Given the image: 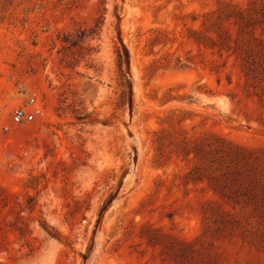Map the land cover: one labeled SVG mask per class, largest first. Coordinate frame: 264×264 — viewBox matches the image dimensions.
<instances>
[{"label":"rangeland","instance_id":"1","mask_svg":"<svg viewBox=\"0 0 264 264\" xmlns=\"http://www.w3.org/2000/svg\"><path fill=\"white\" fill-rule=\"evenodd\" d=\"M263 52L264 0H0V264H264Z\"/></svg>","mask_w":264,"mask_h":264},{"label":"built area","instance_id":"2","mask_svg":"<svg viewBox=\"0 0 264 264\" xmlns=\"http://www.w3.org/2000/svg\"><path fill=\"white\" fill-rule=\"evenodd\" d=\"M30 104H31L30 110H27L23 107H19L14 111V113H13V122L14 123H22L25 121L33 120L38 115H40L42 113V108L36 102L35 98L30 99Z\"/></svg>","mask_w":264,"mask_h":264},{"label":"trees","instance_id":"3","mask_svg":"<svg viewBox=\"0 0 264 264\" xmlns=\"http://www.w3.org/2000/svg\"><path fill=\"white\" fill-rule=\"evenodd\" d=\"M258 64L254 66V62L247 63L245 66L247 68V71L245 75L250 78L254 77L256 72L258 71L259 74H263L264 76V52L262 53V58L259 61H256ZM264 80V79H263Z\"/></svg>","mask_w":264,"mask_h":264},{"label":"bare ground","instance_id":"4","mask_svg":"<svg viewBox=\"0 0 264 264\" xmlns=\"http://www.w3.org/2000/svg\"><path fill=\"white\" fill-rule=\"evenodd\" d=\"M143 139V138H142ZM139 141V140H138ZM143 144V142H141ZM142 148V147H141ZM132 176V175H131ZM134 179V178H133ZM99 243V242H98ZM101 246V245H100Z\"/></svg>","mask_w":264,"mask_h":264}]
</instances>
